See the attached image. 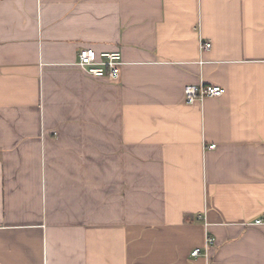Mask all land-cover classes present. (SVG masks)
Wrapping results in <instances>:
<instances>
[{
    "label": "crops",
    "instance_id": "obj_1",
    "mask_svg": "<svg viewBox=\"0 0 264 264\" xmlns=\"http://www.w3.org/2000/svg\"><path fill=\"white\" fill-rule=\"evenodd\" d=\"M0 264H264V0H1Z\"/></svg>",
    "mask_w": 264,
    "mask_h": 264
},
{
    "label": "built area",
    "instance_id": "obj_2",
    "mask_svg": "<svg viewBox=\"0 0 264 264\" xmlns=\"http://www.w3.org/2000/svg\"><path fill=\"white\" fill-rule=\"evenodd\" d=\"M1 1V0H0ZM212 43L203 41L201 49H209ZM124 64L121 51H103L98 53L93 48L85 47L80 49L76 65L91 77L105 78L116 81L121 76V69ZM224 88L221 85H209L203 82L193 83L185 86L184 96L187 103L203 101L207 97H219L223 95ZM216 144H211L210 148H215ZM263 220L258 219L256 223L260 224ZM207 225V223H206ZM216 243V239L209 234L206 235L204 244L192 250L191 256L198 257L201 255L210 256V248Z\"/></svg>",
    "mask_w": 264,
    "mask_h": 264
}]
</instances>
